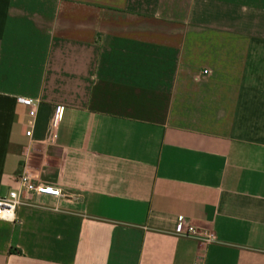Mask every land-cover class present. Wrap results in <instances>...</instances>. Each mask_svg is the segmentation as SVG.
<instances>
[{
	"label": "crops",
	"instance_id": "0c3cea01",
	"mask_svg": "<svg viewBox=\"0 0 264 264\" xmlns=\"http://www.w3.org/2000/svg\"><path fill=\"white\" fill-rule=\"evenodd\" d=\"M24 172L63 197L0 264H264V0H0V197Z\"/></svg>",
	"mask_w": 264,
	"mask_h": 264
},
{
	"label": "built area",
	"instance_id": "2783aa9c",
	"mask_svg": "<svg viewBox=\"0 0 264 264\" xmlns=\"http://www.w3.org/2000/svg\"><path fill=\"white\" fill-rule=\"evenodd\" d=\"M19 102L29 109V115L35 119L37 115L38 103L32 99H19ZM33 127L34 122L29 123ZM59 122L56 123L57 128ZM27 136H32V131L27 132ZM19 189L10 191L7 196L0 197V220L15 221L16 212L19 207L26 205L24 197L26 195L49 196L60 199L63 197L62 190L52 185H42L38 183L34 176L24 172L18 177ZM176 234L181 237L192 238L205 243L216 242V236L212 233L202 232L195 227L187 225L184 218H181L176 230Z\"/></svg>",
	"mask_w": 264,
	"mask_h": 264
}]
</instances>
